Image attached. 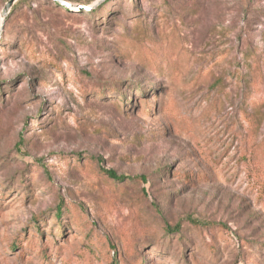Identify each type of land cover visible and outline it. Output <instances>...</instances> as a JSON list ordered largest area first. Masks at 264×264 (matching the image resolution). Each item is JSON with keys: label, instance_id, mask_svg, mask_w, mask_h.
<instances>
[{"label": "rangeland", "instance_id": "1", "mask_svg": "<svg viewBox=\"0 0 264 264\" xmlns=\"http://www.w3.org/2000/svg\"><path fill=\"white\" fill-rule=\"evenodd\" d=\"M64 1L0 29V264H264V0Z\"/></svg>", "mask_w": 264, "mask_h": 264}, {"label": "water", "instance_id": "2", "mask_svg": "<svg viewBox=\"0 0 264 264\" xmlns=\"http://www.w3.org/2000/svg\"><path fill=\"white\" fill-rule=\"evenodd\" d=\"M17 0H8L4 7H3V10L1 12V25H0V29L2 28V25H3V22H4V19L6 17V15L9 13L11 7L14 5V3L16 2ZM53 2L59 4V5H67V3L64 1V0H52ZM79 9L83 10V9H89L88 7H84L82 5H79L78 6Z\"/></svg>", "mask_w": 264, "mask_h": 264}, {"label": "trees", "instance_id": "3", "mask_svg": "<svg viewBox=\"0 0 264 264\" xmlns=\"http://www.w3.org/2000/svg\"><path fill=\"white\" fill-rule=\"evenodd\" d=\"M103 171H104L105 175L108 178H110V179H112L114 181L123 182V181H126V180L131 179L130 177H127L125 175H119V174H117L114 170H103ZM140 179H144V178L143 177H140ZM60 207H61L60 205L57 206V211H56L57 216H59L61 214L60 213Z\"/></svg>", "mask_w": 264, "mask_h": 264}]
</instances>
